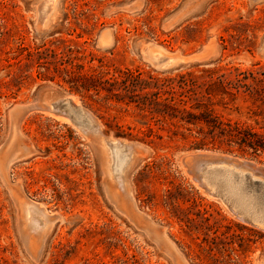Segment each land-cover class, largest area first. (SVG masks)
Instances as JSON below:
<instances>
[{"label": "rangeland", "instance_id": "374dc122", "mask_svg": "<svg viewBox=\"0 0 264 264\" xmlns=\"http://www.w3.org/2000/svg\"><path fill=\"white\" fill-rule=\"evenodd\" d=\"M36 53L83 73L264 72V0H0V264H264V229L209 197L199 171L215 159L188 153L231 155L262 178L264 154L193 148L165 131L141 141L133 106L72 90ZM66 94L92 128L64 118ZM234 105L226 117L264 126L251 101ZM112 137L147 146L119 174Z\"/></svg>", "mask_w": 264, "mask_h": 264}, {"label": "trees", "instance_id": "16d2710c", "mask_svg": "<svg viewBox=\"0 0 264 264\" xmlns=\"http://www.w3.org/2000/svg\"><path fill=\"white\" fill-rule=\"evenodd\" d=\"M28 56L33 62L35 55ZM51 57L54 61L47 54L36 53L37 66L45 71L52 68L72 90L92 91V96L103 93V100L133 106L144 119L145 127L139 129L141 141L162 140L161 131H165L167 140L181 137L193 148H224L253 157L264 154V126L260 125V119L264 122V72L220 66L175 74L139 68H114L110 72L101 70L100 65L92 73H83L73 58ZM239 96L251 101L253 106L247 107L246 113L259 127L223 114L241 111L234 105Z\"/></svg>", "mask_w": 264, "mask_h": 264}, {"label": "bare ground", "instance_id": "6f19581e", "mask_svg": "<svg viewBox=\"0 0 264 264\" xmlns=\"http://www.w3.org/2000/svg\"><path fill=\"white\" fill-rule=\"evenodd\" d=\"M59 106H66L71 110L72 115H67L69 119L63 113L64 118L80 130L92 128L93 121L87 115L89 111L81 104L74 102L69 94H66ZM135 145L147 148L146 145L139 142H129L115 138L112 141H106V146L113 151L112 168L117 174L122 173L126 166H129L132 162L134 153L137 151ZM189 154L215 159L214 161L209 158L210 161L208 160L209 162H206L199 171L206 194L222 202L245 222L264 229V178L254 175L248 170L247 163H240L242 160L236 157L233 158L231 155L200 149L194 150L192 153L189 152ZM30 209V204L25 203L23 215L26 221L29 220Z\"/></svg>", "mask_w": 264, "mask_h": 264}]
</instances>
